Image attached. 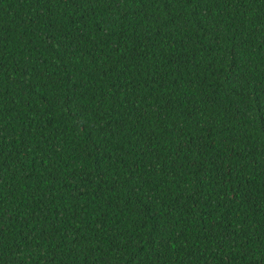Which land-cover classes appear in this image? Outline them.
Masks as SVG:
<instances>
[{
	"label": "trees",
	"instance_id": "trees-1",
	"mask_svg": "<svg viewBox=\"0 0 264 264\" xmlns=\"http://www.w3.org/2000/svg\"><path fill=\"white\" fill-rule=\"evenodd\" d=\"M0 264H264V0H0Z\"/></svg>",
	"mask_w": 264,
	"mask_h": 264
}]
</instances>
